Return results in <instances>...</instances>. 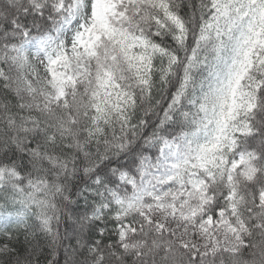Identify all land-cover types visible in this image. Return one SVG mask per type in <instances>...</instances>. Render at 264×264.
<instances>
[{
  "label": "snow or ice",
  "instance_id": "snow-or-ice-1",
  "mask_svg": "<svg viewBox=\"0 0 264 264\" xmlns=\"http://www.w3.org/2000/svg\"><path fill=\"white\" fill-rule=\"evenodd\" d=\"M0 264H264V0H0Z\"/></svg>",
  "mask_w": 264,
  "mask_h": 264
}]
</instances>
